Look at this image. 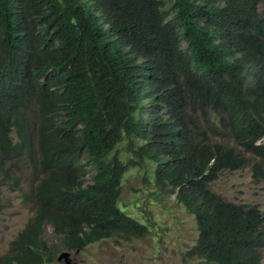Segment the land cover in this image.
Segmentation results:
<instances>
[{"label":"trees","instance_id":"obj_1","mask_svg":"<svg viewBox=\"0 0 264 264\" xmlns=\"http://www.w3.org/2000/svg\"><path fill=\"white\" fill-rule=\"evenodd\" d=\"M257 1L0 0V185L21 190L26 160L19 196L31 211L0 264L53 262L48 225L70 251L146 237L149 225L119 206L137 166L149 192L193 215L185 259L262 264L264 205L210 188L243 168L264 182Z\"/></svg>","mask_w":264,"mask_h":264},{"label":"rangeland","instance_id":"obj_2","mask_svg":"<svg viewBox=\"0 0 264 264\" xmlns=\"http://www.w3.org/2000/svg\"><path fill=\"white\" fill-rule=\"evenodd\" d=\"M255 7L259 13L264 14V0H258ZM118 150L122 151L125 160L132 157L127 152L126 142H121ZM152 165L150 161H145L146 167ZM20 172L23 176L21 190H16L6 182L0 185V201L3 205L0 211V255L8 250L10 241L31 216L30 203L24 204L19 196L20 191L27 187L26 172L23 168ZM146 185L143 169L139 166L130 168L123 179L119 200V206L126 214L149 225L146 237L131 240L111 237L75 252L64 249L48 225L43 233L50 244L58 245L55 255L63 250L70 251L72 264H196L198 259L184 258L186 250L195 243L197 236L193 215L184 206L175 203V195L166 198L155 196L149 192V184ZM210 188L235 203L264 205V182H255L249 168L223 172L210 184ZM50 264L64 263L55 260Z\"/></svg>","mask_w":264,"mask_h":264},{"label":"clouds","instance_id":"obj_3","mask_svg":"<svg viewBox=\"0 0 264 264\" xmlns=\"http://www.w3.org/2000/svg\"><path fill=\"white\" fill-rule=\"evenodd\" d=\"M255 10H256V7H255ZM256 13H257V16H255L254 14H252L255 18H258V19H262L263 21V24H260L258 22H256L252 28V33L255 34V35H258V37H262L264 38V18L260 17L261 15H264L262 13H259L257 10H256ZM258 117H253V121H256V122H262V126H261V134H260V137L258 138V143L261 144L264 142V114L261 113V112H258ZM10 137L12 140H17L18 142L21 141V139H28V141L30 142V139H31V136L29 135V137L24 133L22 132L21 130H19L18 128L16 127H12L11 129V132H10ZM28 162L26 160H23L20 164H19V170H21L23 167H26L28 166ZM5 168H11L9 166V164L7 162H5ZM244 169V168H243ZM241 170V169H239ZM236 171V170H235ZM231 172V171H230ZM17 190V189H16ZM64 251V250H63ZM67 251V250H66ZM62 252V251H61ZM70 253V251H68ZM77 252V250L75 251ZM59 255V254H58ZM57 255V256H58ZM56 256V255H55ZM57 256L55 257V260L57 261ZM54 260V261H55ZM71 260V258H70ZM63 261V260H61ZM60 262V261H58ZM64 263V261H63ZM65 264V263H64ZM71 264H72V260H71Z\"/></svg>","mask_w":264,"mask_h":264},{"label":"water","instance_id":"obj_4","mask_svg":"<svg viewBox=\"0 0 264 264\" xmlns=\"http://www.w3.org/2000/svg\"><path fill=\"white\" fill-rule=\"evenodd\" d=\"M63 260L65 264H71L70 253L68 251H62L57 256V261Z\"/></svg>","mask_w":264,"mask_h":264}]
</instances>
